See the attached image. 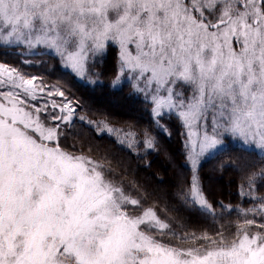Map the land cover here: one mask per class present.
Instances as JSON below:
<instances>
[{
    "label": "snow or ice",
    "instance_id": "1",
    "mask_svg": "<svg viewBox=\"0 0 264 264\" xmlns=\"http://www.w3.org/2000/svg\"><path fill=\"white\" fill-rule=\"evenodd\" d=\"M3 48L46 51L81 78L115 50L116 79L135 82L155 120L186 130L193 175L182 207L214 214L199 166L228 141L264 153V0H0ZM38 79L0 63V264H264V197L235 232L176 237L104 163L69 144L86 118ZM144 146L156 149V138ZM244 175L252 198L264 166Z\"/></svg>",
    "mask_w": 264,
    "mask_h": 264
},
{
    "label": "trees",
    "instance_id": "2",
    "mask_svg": "<svg viewBox=\"0 0 264 264\" xmlns=\"http://www.w3.org/2000/svg\"><path fill=\"white\" fill-rule=\"evenodd\" d=\"M0 57L2 62L32 70L60 85L76 101L77 115L86 120L84 127L77 129L79 137L70 140V144L76 147L81 144L77 151L104 163L113 176L130 187L147 206L170 218L179 236L235 232L245 218V211L257 208L256 199L264 197V188L257 191L255 185L252 188L255 196H248L244 175L247 167L264 166V153L228 141L227 150H217L199 166V185L205 198L215 207L214 214L192 209L191 205L182 207L184 202L178 199V194L188 190L193 175L185 162L186 130L167 116L164 123L155 120L144 97L133 93L132 84L124 80L117 82L115 50L110 49L91 69L98 79L85 75L82 80L46 51L22 54L19 48L15 51L3 48ZM88 121L92 122L91 127ZM146 136L156 138V149L144 146Z\"/></svg>",
    "mask_w": 264,
    "mask_h": 264
},
{
    "label": "rangeland",
    "instance_id": "3",
    "mask_svg": "<svg viewBox=\"0 0 264 264\" xmlns=\"http://www.w3.org/2000/svg\"><path fill=\"white\" fill-rule=\"evenodd\" d=\"M22 52V54H32L33 52L32 51H28V50H24V51H21ZM38 52H42V51H37V52H35V53H38ZM1 58V57H0ZM0 63H3V64H5L6 66H9V67H11V66H15L18 70H19V72H21L22 74H24V75H26V76H36V77H39V79L36 81L38 84L39 83H43V84H45V85H47L48 87H50V88H53V89H55V90H61V87H60V85H58V84H56V83H54V82H52L51 80H49V79H46V78H42V77H40V76H38V75H36L32 70H27V69H23V68H20L19 66H17V65H15V64H11V63H5V62H2V61H0ZM125 75H127V73H125ZM78 78L79 79H83V78H81V77H79L78 76ZM121 80H124L125 82H127V83H131V84H134L135 82L134 81H129V80H127V79H124V78H121L120 80H117V82L118 83H121ZM66 94V93H65ZM66 96L68 97V99H70V100H72L73 101V103L76 105V108L78 109V103L74 100V99H72L69 95H67L66 94ZM59 97H57V100L59 101ZM69 144H70V142H69ZM236 144H238V145H240V146H243V147H245L244 145H242V144H240L239 142H236ZM71 145V144H70ZM81 146V144L78 146V147H76V149H78L79 147ZM246 148H249V149H251V150H254L255 152H258V153H261L258 149H256V148H254V147H246ZM79 152V151H78ZM84 153V152H83ZM85 155H89V154H87V153H84ZM90 156V155H89ZM210 156V155H209ZM93 158V157H92ZM207 158V157H206ZM205 159V158H204ZM203 159V160H204ZM134 193V192H133ZM134 194H136V193H134ZM140 197V196H139ZM141 198V197H140ZM142 199V198H141ZM144 206L145 207H148L145 203H144ZM259 207V206H258ZM257 207V208H258ZM155 210V209H154ZM157 212V211H156ZM157 214H158V216L164 221V222H167V223H169L170 224V229H171V231L173 232V233H175V236L176 237H180L179 236V233H178V231L172 226L173 224H172V221H171V219L170 218H168L164 213H158L157 212ZM252 217V214L250 213V215L248 216V218H251ZM256 219L257 220H260L261 219V217L259 216V215H257L256 216ZM244 220V219H243ZM243 223V221L240 223V224H242ZM165 231H168V230H165ZM167 239L171 242V243H173V244H176V243H179V240L178 239H176V238H173V236H168L167 237ZM190 246V244H188V243H185V244H183L182 245V247H189Z\"/></svg>",
    "mask_w": 264,
    "mask_h": 264
}]
</instances>
